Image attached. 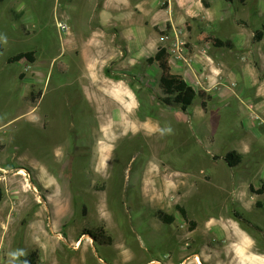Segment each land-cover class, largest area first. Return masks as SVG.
Here are the masks:
<instances>
[{"label":"rangeland","instance_id":"rangeland-1","mask_svg":"<svg viewBox=\"0 0 264 264\" xmlns=\"http://www.w3.org/2000/svg\"><path fill=\"white\" fill-rule=\"evenodd\" d=\"M130 1L143 14L148 1ZM102 3L0 2V236H8L6 245L0 244V264H22L9 241L26 235L28 224L43 225L51 241L59 242L57 264H71L78 257L76 248L86 247L95 261L106 264H197L196 257L204 264H264V209L256 205L264 202L258 194L264 165L251 166L248 174L240 170L244 165L232 169L223 160L246 141L225 137L222 124L213 125L218 103L212 102L208 112L200 99L188 112L168 108L159 101L160 71L146 63L134 77L114 68L117 57L107 68L100 58L83 62L74 50L68 64L56 61L52 75L50 66L39 74L41 61L8 63L26 51H36L40 58L57 55L67 37L57 22L66 21L71 34L86 29V22L99 27ZM263 3L235 0L230 13L261 28ZM161 4L169 17V1ZM192 23L191 33L183 36L185 59L192 58L187 48H196L191 40L199 46L203 37ZM159 28L160 44L168 46L173 33L169 26L163 32ZM234 30L233 24L220 37ZM125 83L133 103L129 107L113 100ZM218 129L216 139L208 140ZM178 205L197 224L193 231ZM159 212L173 214L175 224L160 221ZM98 226L115 243L98 246L85 235Z\"/></svg>","mask_w":264,"mask_h":264},{"label":"crops","instance_id":"crops-1","mask_svg":"<svg viewBox=\"0 0 264 264\" xmlns=\"http://www.w3.org/2000/svg\"><path fill=\"white\" fill-rule=\"evenodd\" d=\"M147 1L148 4L142 9V14L141 8L137 12L136 3L130 0H103L101 9H97L98 12L101 10L103 12L97 21L99 27L93 25L88 27L86 22V29L65 37L57 55L40 58L37 54L35 64L41 61L39 74L45 73L50 66V75H52L56 61L62 59L68 64L75 50L76 54L81 52L82 61L91 63L100 58L105 67L117 57L118 62L114 68L124 69L135 77L140 66H146V60L155 55L159 48L167 46L160 44L156 26L160 27L161 32L169 26L173 38L176 32L182 34L188 30V33H191L190 24L195 22L193 29L203 36L200 38L202 42L196 46V41L191 40L196 48L195 50L187 48L192 54V58L186 59L187 61H179L172 56L170 60L172 69L175 73L183 75L195 90H204L213 97L207 110L203 109L204 111L208 112L212 102L220 105L219 114L211 120L216 128L222 124L221 127L225 128V137L240 136L246 141L242 150H234L243 154V162L240 166H244L240 170L249 174L248 168L251 166H263L264 36L259 42L254 39L256 32L261 31L264 34V24L261 28H252L244 19H233L230 9L235 0H166L170 3L169 17L161 9L162 0ZM261 6L263 9L259 13L264 21V3ZM20 11L24 14V10ZM233 24L234 34L226 38L220 37L226 30L229 31ZM207 35L231 42L232 46L217 47L208 42L203 45ZM22 63L26 64L23 61ZM146 67L159 70L157 65L147 64ZM128 87L129 83H125L123 89L120 88L121 90L118 89L113 93V100L126 107L133 105L130 102L131 92ZM89 98L87 97L86 100ZM217 131L219 129L207 135V139H216L215 136L219 133ZM5 235L4 233L3 237L0 236V244L6 245L8 236ZM9 244L11 248L18 250L20 258L37 251L40 256L38 264L58 263L57 252L61 249L60 244L51 241L43 225L28 224L26 235L15 237L11 243L9 241ZM23 248L29 249V253L24 254ZM75 252L78 257L73 258L71 264H106L103 260L99 263L95 261L88 247L82 250L76 248ZM196 260L197 264H204L202 259L196 257ZM149 264L160 263L155 261Z\"/></svg>","mask_w":264,"mask_h":264},{"label":"trees","instance_id":"trees-1","mask_svg":"<svg viewBox=\"0 0 264 264\" xmlns=\"http://www.w3.org/2000/svg\"><path fill=\"white\" fill-rule=\"evenodd\" d=\"M264 34L261 31L256 32L255 41L259 42L263 39ZM205 40L208 43L214 44L217 47H231V42H225L223 40L215 38V36L207 35ZM37 52L36 51H26L21 52L13 57L8 59V63L11 65L21 63L22 61H27L30 65L36 63ZM172 59V54L169 51V48L164 46L158 49L155 55L146 60L148 65H157L160 72V86L163 92V96L159 97V101L162 105L168 108H180L183 112H188L196 99L201 100V105L204 110H207L209 102L212 100V96L209 95L204 90H195L193 86L187 83L185 77L181 74H177L173 71L170 64ZM26 74L20 75L21 79L25 77ZM43 93H39L38 96ZM32 96L34 97L33 93ZM218 160V158H215ZM223 160L229 165V168L235 169L241 165L243 162V154L238 151L228 152L224 155ZM258 194H264V183L262 184L261 189ZM4 192L0 190V204L3 202ZM257 207L259 209H264V202L258 201ZM176 210L180 215L189 222L192 227L191 231L197 227V224L191 220L189 217L188 211L184 206L178 205ZM235 215L238 219H244L238 212H235ZM157 218L167 224H175L176 217L173 214H167L164 212H159ZM85 235L90 236L95 244L98 246H111L115 243V238L107 232L104 227H96L95 229H86L84 231ZM40 260L39 253L37 251L32 252L28 256H21L22 264H38Z\"/></svg>","mask_w":264,"mask_h":264},{"label":"built area","instance_id":"built-area-1","mask_svg":"<svg viewBox=\"0 0 264 264\" xmlns=\"http://www.w3.org/2000/svg\"><path fill=\"white\" fill-rule=\"evenodd\" d=\"M57 28L61 34L67 37L71 34V28L67 24L66 21H63V20L58 21ZM183 36H186L184 32L182 34L176 32L172 39L168 37V39L172 40V42H170V44L166 46L169 48V51L172 54V56L175 57L179 61H187L183 55L185 44H186L185 41L183 40ZM60 239L64 244H68V240L65 239L63 236L60 235ZM80 243L81 241L77 242L76 244L79 245Z\"/></svg>","mask_w":264,"mask_h":264},{"label":"bare ground","instance_id":"bare-ground-1","mask_svg":"<svg viewBox=\"0 0 264 264\" xmlns=\"http://www.w3.org/2000/svg\"><path fill=\"white\" fill-rule=\"evenodd\" d=\"M127 124V123H126ZM119 126V125H118ZM129 126V125H128ZM121 127V126H120ZM126 127V126H125ZM130 127V126H129ZM110 128V127H109ZM118 128V127H117ZM123 128V127H122ZM108 129V128H107Z\"/></svg>","mask_w":264,"mask_h":264}]
</instances>
